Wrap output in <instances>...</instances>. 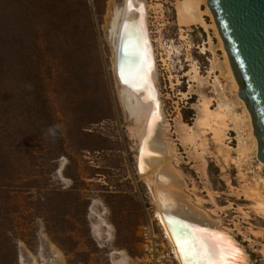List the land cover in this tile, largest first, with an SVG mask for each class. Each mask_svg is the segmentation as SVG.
<instances>
[{
    "label": "rangeland",
    "instance_id": "374dc122",
    "mask_svg": "<svg viewBox=\"0 0 264 264\" xmlns=\"http://www.w3.org/2000/svg\"><path fill=\"white\" fill-rule=\"evenodd\" d=\"M111 2L124 0H0V264H154L146 256L164 251L113 73ZM186 3L146 0L165 156L187 198L264 264V220L247 199L264 168L237 167L244 104L195 22L210 18L184 22ZM204 99L228 124L221 142L197 123Z\"/></svg>",
    "mask_w": 264,
    "mask_h": 264
},
{
    "label": "bare ground",
    "instance_id": "6f19581e",
    "mask_svg": "<svg viewBox=\"0 0 264 264\" xmlns=\"http://www.w3.org/2000/svg\"><path fill=\"white\" fill-rule=\"evenodd\" d=\"M128 4L129 0H124L122 8L118 9L114 7L113 2H111V7L109 9V34L112 42V65L117 90L125 110L135 123L134 128L137 135L136 138L138 139V148L140 149L137 155V172L149 189L150 196L155 206L154 212L156 219L154 218V221L161 234V248L166 251V253L163 251V253L159 255L157 250L155 252V250L152 249L150 252L151 256H146V259L149 260V263L152 262L154 264H187L186 261H182V258L178 256L175 248V240L168 225V221L166 220V216L169 215L180 219L190 226L225 234L244 254L245 264H252L245 248L236 240L229 230L221 225V220L211 217L187 198L181 189L183 181L180 178L179 172L170 164V159H167L165 156L168 144L162 140L163 110L156 86V62L152 40L147 27L146 0H131L133 9L130 11L126 9ZM202 6L205 7L204 11L202 10ZM181 13L184 22L193 20L195 13H205V15L210 18V24L205 23L203 18H198L195 22H198L204 30L210 29L213 31V34L218 40V45L222 50V68L229 82L230 91L233 92L237 100L242 101L244 104L242 116L234 117L232 120L236 129L241 132L239 138L240 143L237 150L238 156L235 159L237 167H242L244 163L251 161L255 157L258 162V168H264V163L260 162L257 158L258 143L254 135L250 112L245 102L237 95V83L218 33L214 17L207 5V0H187ZM125 20L130 21V23L125 27V35H127V38L124 47L125 51L132 54V57L130 60L123 63L121 75L122 79L130 83L133 89L123 84L117 75L116 60L118 40ZM140 31L143 33L144 39L147 38L150 46L145 45ZM149 47L151 48L152 64L146 55L147 48ZM139 48L142 50V56L140 55L141 52ZM140 57L142 58L141 61ZM208 104L209 103L204 99L197 123L200 126L208 127V129L213 132L215 140L221 142L222 139L225 138L228 124L223 114L220 112H210ZM228 158L229 152L226 151L225 160ZM247 199L252 201L253 210L264 220V174L255 177L254 184L248 188ZM149 229L150 230H146L148 232L147 239L150 238L152 240V236L154 235L152 232L154 229L152 227ZM154 237L156 238V235H154L153 238ZM157 238H159V236H157ZM149 247H152V245H149ZM153 257H156V259H153Z\"/></svg>",
    "mask_w": 264,
    "mask_h": 264
},
{
    "label": "water",
    "instance_id": "95a60500",
    "mask_svg": "<svg viewBox=\"0 0 264 264\" xmlns=\"http://www.w3.org/2000/svg\"><path fill=\"white\" fill-rule=\"evenodd\" d=\"M207 5L214 17L231 65L237 83V95L245 102L252 118L254 135L258 143L257 158L264 163V0H207ZM126 9L130 11L133 7L129 9L127 5ZM129 23L128 20L123 23L116 62L117 75L123 84L132 88L121 75L123 63L132 57L124 47L127 38L125 27ZM141 35L145 45L150 46L142 32ZM139 51L142 56L140 48ZM146 53L152 64L150 47ZM166 220L174 240L180 234L182 226L189 225L169 215L166 216Z\"/></svg>",
    "mask_w": 264,
    "mask_h": 264
},
{
    "label": "snow or ice",
    "instance_id": "6c2138e0",
    "mask_svg": "<svg viewBox=\"0 0 264 264\" xmlns=\"http://www.w3.org/2000/svg\"><path fill=\"white\" fill-rule=\"evenodd\" d=\"M174 244L178 256L187 264H245L244 254L223 233L183 225Z\"/></svg>",
    "mask_w": 264,
    "mask_h": 264
},
{
    "label": "clouds",
    "instance_id": "9594fccd",
    "mask_svg": "<svg viewBox=\"0 0 264 264\" xmlns=\"http://www.w3.org/2000/svg\"><path fill=\"white\" fill-rule=\"evenodd\" d=\"M56 133H57V130H56L55 128H49V129L47 130V134H48L49 136L54 137V136L56 135Z\"/></svg>",
    "mask_w": 264,
    "mask_h": 264
},
{
    "label": "built area",
    "instance_id": "2783aa9c",
    "mask_svg": "<svg viewBox=\"0 0 264 264\" xmlns=\"http://www.w3.org/2000/svg\"><path fill=\"white\" fill-rule=\"evenodd\" d=\"M147 229V228H146ZM146 229H145V232H146V238H147V236H148V232L146 231Z\"/></svg>",
    "mask_w": 264,
    "mask_h": 264
}]
</instances>
